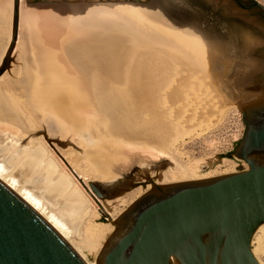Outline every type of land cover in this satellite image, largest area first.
I'll return each mask as SVG.
<instances>
[{"label":"water","instance_id":"95a60500","mask_svg":"<svg viewBox=\"0 0 264 264\" xmlns=\"http://www.w3.org/2000/svg\"><path fill=\"white\" fill-rule=\"evenodd\" d=\"M13 1L0 76L18 39L21 0ZM236 1H22L21 66L13 72L32 115H53L62 102L78 126L164 155L172 124L156 117L150 129L148 115H138L165 113L154 92L169 83L168 65L188 74L193 67L222 110L242 105L245 132L229 156L247 168L170 184L150 179L151 189L113 222L96 264H261L252 245L264 224V41L249 25L264 30V6L245 0L259 19ZM0 264L88 263L0 179Z\"/></svg>","mask_w":264,"mask_h":264},{"label":"rangeland","instance_id":"374dc122","mask_svg":"<svg viewBox=\"0 0 264 264\" xmlns=\"http://www.w3.org/2000/svg\"><path fill=\"white\" fill-rule=\"evenodd\" d=\"M22 1L102 0H21L18 39L11 51L10 64L3 73L4 75L6 74L5 80H7L6 82L4 81V85H2L3 81L0 82L3 87L0 89V100L4 99L8 101L14 108L17 106L16 110L20 109L18 107L19 105H16L18 104L19 98L21 101L22 99L17 96L16 98L14 97V99L13 97L11 98L9 96L10 90H8V87H18L14 77L13 66H21ZM256 1L264 6V0ZM13 31L14 1L1 0L0 66L9 52ZM9 76L12 77L11 81L8 82ZM221 103L222 102L220 100V108L218 109L222 110ZM222 111H224V114L221 116L218 115L216 118H212L211 122H214V124L210 128L204 132L191 134L192 136L187 135L182 141L173 142L171 150L164 155L160 154L156 150L133 147L129 145H119L115 143H106L100 149L95 145L96 140L90 138L87 139L88 141L86 143H83V147H75V143L73 144V141L67 145L59 144V147H57L58 145L55 143L53 138H50L49 133L41 131L36 138H39V140L41 138L42 140L40 141L42 143H35L36 147L34 148L39 151H43L40 152L44 153V159L49 161L51 165L50 167L55 170L56 176L61 175V179L67 181L68 188H74V186H77L79 190L77 189L76 191H72L71 196H74L77 199L79 205L81 204V206H83L86 204L84 206L86 207L84 210L85 212L82 214L81 210L74 208L73 202H71L70 199L68 201L66 200V197H60V195L58 196V193H56L53 189H50L48 184H44L40 181L44 168L42 170H38V165L36 167L35 164H31L27 160V155L29 154H25V151L29 152L27 149H31L33 143L24 133V126L19 129L17 126H9L0 122V162L9 170L13 171L14 177L22 186H25V189H29L28 191L32 195H36V198L44 202V204L59 219H61L66 225L71 226L73 232L79 234L81 237L80 239L83 241L87 239L86 231L89 223L113 225L112 218L115 217L113 219H116L140 197H135V192L139 187H144V184H148V180L146 178V176H148L147 174L150 175V177L148 176L150 179L157 181L160 175L159 173H173L174 168L181 169V164L188 167L197 162H202L199 166V171L201 173L216 170L217 172H215L213 176L239 172L246 169L247 164L244 161L239 160L236 157L229 156V153L234 151L237 143L243 137L245 132L242 105H234ZM38 113L40 114L38 117L41 119L47 115L45 112H42V110ZM20 115V118H22L21 120H24V113H20ZM64 115L65 114L62 113L61 109L54 108L51 118H57V122L59 124L64 123L68 125L67 131L70 135H72V130H70L71 128L69 127L71 124L70 119L68 117L66 119ZM63 119H65V121ZM75 137L77 138L78 136ZM72 147L77 149L81 155L80 167L86 171H90L92 173L95 172L94 174L98 175V177L100 176L99 178H89L88 182L84 181L87 187L82 184L80 180H78L77 175L72 171L73 168L71 165L69 166L68 161L58 152V148L72 149ZM173 159L180 164L175 162ZM202 167H206V169L202 170ZM155 172L156 174H153ZM91 183L96 185L106 196L99 197L90 187ZM161 184L170 183L166 182ZM105 209L107 210L106 213L103 212ZM93 212L98 213V217L94 218L92 215ZM73 241L76 243V240ZM103 245L104 244L99 247L98 245H95L81 248L82 254L85 256L88 263L96 264L97 257ZM252 248L255 250V256L261 264H264V224L262 225V229L256 232Z\"/></svg>","mask_w":264,"mask_h":264},{"label":"bare ground","instance_id":"6f19581e","mask_svg":"<svg viewBox=\"0 0 264 264\" xmlns=\"http://www.w3.org/2000/svg\"><path fill=\"white\" fill-rule=\"evenodd\" d=\"M192 69L193 67H188V70L190 72V74H188L180 66L174 64L168 65L167 73H168L169 83L165 84L159 91L154 92L155 94L159 95L158 97V101L160 103V105L158 106L159 109L165 111V113L151 114L146 110L143 113H139L138 115V118L140 120L144 119L143 116L148 115L147 123H148V128L150 129H152L151 120L156 117H164L170 124H172L171 145L173 142L175 143V141L177 142L182 141L187 135L189 136L191 134H197L206 131L214 124V122L213 123L211 122L212 118H216V116L218 115L221 116L222 114H224V111L218 109L220 108V99L214 88L205 83H202L203 81L202 78L195 80V76ZM11 77L10 76L8 77L9 79L8 82L11 81ZM5 78H6V74L5 75L3 74L0 77V82L3 81L2 85H4V81L6 82L7 80V79L5 80ZM8 82L7 84L9 85ZM2 85L0 84V89L3 88ZM8 90H10L9 96L11 98L13 97L14 99V97L16 98V96L18 98L21 97L18 87L13 88L10 86L8 87ZM19 100H18V104H16L19 105L18 106L20 108L19 110H16L17 108L16 105H15L16 108H14L12 107V105H10L8 101L4 99L0 100V122L1 123L3 122L9 126H17L19 129L24 126V133L30 138L31 142L33 143V145L31 146L32 148L27 149L29 152L25 151L26 152L25 154H30L32 151L36 150L34 148L36 147L35 143L37 142H39V144L42 143L40 141L42 140L41 138L40 140L39 138L38 139L36 138L41 131L48 132L50 138H53L55 143L58 145L57 147H59V144L67 145L69 143H72V141L73 144L75 143L74 144L75 147H83V143H86L88 141L87 140L88 138L95 139L96 140L95 145L100 149L106 143H115V144L123 145L101 134H98L88 128L78 126L70 108L62 102H60L55 107H53V109L54 108L61 109L62 113L65 114L64 117H66V119L67 117L70 119L71 124L69 125V127L71 128L70 130H72L71 132L72 135H70L67 131L68 125L64 123L59 124L57 122L58 119L51 118L52 116L48 113H46L47 115L44 114L45 116L42 119L38 117L40 116V114L38 113L39 111L36 114L32 115L28 110V108L25 106V104L21 100H20L21 102ZM20 113H24V120H21L22 118H20L21 116ZM63 120L65 121V119ZM75 136L78 137L76 138ZM73 147L72 149H69L70 147L65 149L58 148L59 154L64 159H66L69 163V166L71 165V167L73 168L72 171L77 175V177L82 178L85 182H88L89 178L98 177V175L94 174L95 172L92 173L80 167L81 155L79 154L78 150L74 149ZM46 161L47 160L44 159L43 163H45ZM201 164L202 162H197L191 164V166L188 167L181 164L180 165L181 169L174 168L173 173H169V174L164 172L159 173L160 174L159 178L157 179V181H155V184H161L166 182L174 183V182L205 178V177L213 176L215 172H217L216 170H212L209 172L201 173L199 171V166ZM153 174H156V172ZM147 175L150 177L149 174ZM148 176H146V178L149 181L150 178ZM61 178H62L61 175H58L53 178L55 192L58 194H63L62 197H66V200L68 201L70 199L71 202H73L74 208L81 210V214L84 213L85 212L84 210L86 209V207L84 206L86 204H84L83 206H81V204L79 205L77 199L74 196H71L72 191H76L78 189L77 186H74V188H67V181ZM0 179L3 182H5L10 188H12L16 193H18L35 210H37L72 245V247L82 256V258L85 261L86 259L85 256L82 254L81 248L85 246L89 247L95 245H98L99 247L100 245L106 242L107 238L114 230V226L111 224L89 223V226L87 227V231H86L87 239L82 241L80 239L81 237L79 236V234L73 232L71 226L66 225L61 219H59L44 204V202L36 198L35 197L36 195L35 196L32 195L28 191L29 189L28 190L25 189L24 188L25 186H22L18 182V180L14 177L13 171L9 170L1 162H0ZM151 187H152L151 183H148L144 187L143 186L139 187L135 192V197L145 194L147 191L151 189ZM103 212L106 213L107 210L105 209V211ZM92 215L94 216V218L98 217V213L93 212ZM113 218L112 221L114 222L116 219ZM260 229H262V226L258 230ZM73 240H76V243ZM253 252L255 254L254 249ZM86 262L88 263V261Z\"/></svg>","mask_w":264,"mask_h":264},{"label":"flooded vegetation","instance_id":"af4514ba","mask_svg":"<svg viewBox=\"0 0 264 264\" xmlns=\"http://www.w3.org/2000/svg\"><path fill=\"white\" fill-rule=\"evenodd\" d=\"M235 4H237V6L239 7V11L240 12H242V13L245 12V13L255 14L256 16H259L258 17L259 19L261 18L260 15H259V10H257L256 8H253V7H249L248 3L245 0H237L235 2ZM224 7L226 9H228L230 11V13L235 12L234 10H232L231 8H229V7L225 6V5H224ZM249 26L252 29H254V31L257 33V35H259L262 38V41H264V30H263L262 26L254 25V24H251V23H250ZM27 156H28L27 157V160L31 164H35L36 167L38 165V167H39L38 170L39 169L42 170L44 168L43 171H42V177H41V180L40 181H42L44 184H48L49 185V188L50 189H53L55 191L54 186H52V185H54V184H52L53 183V181H52L53 180V177H56L55 176V170L54 169H50L51 168L50 167L51 165H50V163H49L48 160L45 163H43V161H44V154L42 152H40L39 150L36 149L35 151H32ZM67 188H68V186H67ZM57 195L58 196L60 195V197H62L63 194H57Z\"/></svg>","mask_w":264,"mask_h":264}]
</instances>
